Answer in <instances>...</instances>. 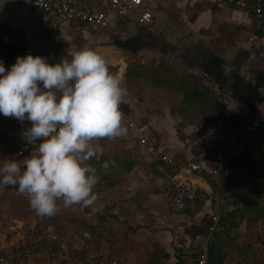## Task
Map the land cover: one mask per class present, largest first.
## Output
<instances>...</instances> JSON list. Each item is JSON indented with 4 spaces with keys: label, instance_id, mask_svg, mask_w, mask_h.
<instances>
[{
    "label": "crops",
    "instance_id": "crops-1",
    "mask_svg": "<svg viewBox=\"0 0 264 264\" xmlns=\"http://www.w3.org/2000/svg\"><path fill=\"white\" fill-rule=\"evenodd\" d=\"M87 1L107 12L106 26L65 22L39 44L33 0H0V24L25 34L22 55L32 48L55 63L81 48L103 54L128 84L120 104L127 132L118 136V149L127 139L138 162L116 165L121 177L112 186L99 176L93 204L64 206L59 200L54 215H39L18 185L0 189V248L18 262L51 264L42 252L32 256L33 245L42 242L35 233H54L84 251L95 228L99 264H150L156 252L168 257L166 264H196L188 258L204 243L214 209L199 198L177 210L175 179L195 192L222 190L227 197V181L210 172L235 150L241 126L264 119V25L223 0H147L149 24L108 9V0ZM131 69L138 76H127ZM23 128L0 123V159L26 158L17 151L28 143ZM140 132L150 144L138 141ZM170 157L176 163L167 162ZM190 162L201 163L204 173L190 172ZM24 253L31 258L22 259Z\"/></svg>",
    "mask_w": 264,
    "mask_h": 264
},
{
    "label": "clouds",
    "instance_id": "clouds-1",
    "mask_svg": "<svg viewBox=\"0 0 264 264\" xmlns=\"http://www.w3.org/2000/svg\"><path fill=\"white\" fill-rule=\"evenodd\" d=\"M109 65L92 48L55 63L45 55H18L10 68L0 58V113L31 121L21 137L37 144L23 160L0 159V185H18L39 215H54L59 200L64 206L96 200L99 176L87 161L102 148L94 141L127 132L120 109L127 89Z\"/></svg>",
    "mask_w": 264,
    "mask_h": 264
},
{
    "label": "rangeland",
    "instance_id": "rangeland-1",
    "mask_svg": "<svg viewBox=\"0 0 264 264\" xmlns=\"http://www.w3.org/2000/svg\"><path fill=\"white\" fill-rule=\"evenodd\" d=\"M123 83L128 90L127 80L123 81ZM94 143L101 146L102 152L87 162L97 168L98 176L103 177L104 174L112 173V168L118 169L120 164H129L132 167L138 162L137 155L134 154L135 148H130V144H128L130 142L127 139H124L121 150L118 149V144H121L118 137H102L95 140ZM129 152L131 154H128ZM105 160L110 162L107 169L101 166ZM112 160L115 161V164L111 163ZM232 162L230 176L227 179V204H221L222 209L224 208L225 210L227 208V211L231 212L235 206L233 205V199H236L243 206V197L249 194L254 195L256 205L252 211H242L254 213H251L252 215L249 219L241 222L239 228L227 231V235L224 234L223 230H218L213 235V238L221 236L224 240L228 253L227 264H264V179L260 176V169L264 167V138L257 141L251 148H247L240 153H233ZM118 172V176L121 177L120 170ZM104 183H107L105 178ZM254 184L261 186V194L257 189L250 190ZM215 191L222 193V190ZM255 212L263 213L262 216L256 218ZM91 235L88 249L81 251L78 247H73L69 242H64L61 236H57L51 232L48 233L47 231L37 232L34 236L42 238V242H39L38 248L37 245H33L32 256L42 252L45 260L50 261L51 264H99L96 262V252H100L101 250L100 247L97 250L96 244L100 245L99 243L101 242L96 243L95 228L91 230ZM102 238L103 234L98 233L97 240L100 241ZM213 238L210 243L213 242ZM35 249L37 250L35 251ZM29 256V254L24 253L22 259L27 261L31 258ZM167 259L168 257L165 254L156 252L150 264H166L165 261ZM189 260L194 262V254L188 258Z\"/></svg>",
    "mask_w": 264,
    "mask_h": 264
},
{
    "label": "built area",
    "instance_id": "built-area-1",
    "mask_svg": "<svg viewBox=\"0 0 264 264\" xmlns=\"http://www.w3.org/2000/svg\"><path fill=\"white\" fill-rule=\"evenodd\" d=\"M227 5L247 11L255 18L259 25H264V0H223ZM147 0H108V9L121 12L123 14L137 16L141 24H149L153 21V13L145 8ZM33 6L40 12V28L42 34L39 37V44L46 42L45 32L59 29L65 22H74L87 25L103 27L107 25V12L94 9L87 0H33ZM32 52V48L27 50V54ZM11 65L6 66L10 68ZM0 123L17 127H28L31 121H20L13 116L0 114ZM264 138V119H253L237 131V145L234 152L226 155L220 163L211 170L210 176L214 180L226 179L230 171L228 162L233 157V153H240L249 146ZM137 139L141 144H150V140L143 132L137 134ZM37 144L25 143L18 146L17 151L20 157H27L32 154ZM169 163H176L174 157L167 159ZM187 168L192 173L203 174L205 169L199 162H190ZM179 177V176H178ZM172 200L175 208L179 211L185 210L192 199H209L212 202L214 212L211 216L207 228L204 243L197 253L196 264H209V245L213 235L218 229L221 217V204L223 202L220 194L216 192L188 191V186L183 179H175ZM15 185H0V189L13 187ZM2 234L0 232V244ZM0 264H25L18 262L4 254L0 248Z\"/></svg>",
    "mask_w": 264,
    "mask_h": 264
},
{
    "label": "trees",
    "instance_id": "trees-1",
    "mask_svg": "<svg viewBox=\"0 0 264 264\" xmlns=\"http://www.w3.org/2000/svg\"><path fill=\"white\" fill-rule=\"evenodd\" d=\"M26 36L24 33H22L19 30H12L9 27H7L4 24H0V58L4 60L5 66H9L12 63L15 62L18 55H22L25 51L26 47ZM130 77H136L138 76V73H135L134 70H129L128 75ZM259 141V140H258ZM256 143V142H255ZM254 143V144H255ZM252 144L248 148H251L254 146ZM232 159L228 162V168L231 172V166H232ZM119 172L117 171V168H112V173H107L104 175V178L107 179V185L112 186L115 184L116 181H114V178L119 177ZM230 176V174H229ZM260 176L264 179V167L260 169ZM229 177L226 179H221L222 181H227ZM254 189H257L260 194L262 193L261 186L259 184H254L253 187H251V191ZM188 191L191 192V189L188 188ZM219 194V192H218ZM221 197L223 198V204H227V197L223 195V192L220 193ZM233 210L231 212L227 211V208L224 210L222 209L220 222L218 226V230H223L224 234L227 235V231L235 230L240 227L241 222L245 221L246 219H249V217L252 215L251 213L254 212H242L244 210L246 211H252L255 207V201H254V195H246L243 197V206L240 205L236 199H233ZM255 217L259 218L262 216L263 212H255ZM221 242V243H218ZM227 249L224 246V240L219 239V237L213 238V242L209 245V256H208V263L209 264H225V260L227 258ZM195 260L197 259V254H194Z\"/></svg>",
    "mask_w": 264,
    "mask_h": 264
}]
</instances>
